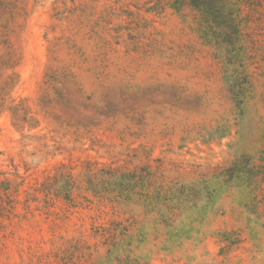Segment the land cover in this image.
Here are the masks:
<instances>
[{
  "label": "rangeland",
  "instance_id": "1",
  "mask_svg": "<svg viewBox=\"0 0 264 264\" xmlns=\"http://www.w3.org/2000/svg\"><path fill=\"white\" fill-rule=\"evenodd\" d=\"M233 1L241 27L224 53L196 11L157 0H4L0 179L19 170L34 188L61 162L76 175L89 159L149 164L198 200L172 228L141 205L75 191L26 208L23 192L0 219V264H264V177L221 176L244 153L264 170V0Z\"/></svg>",
  "mask_w": 264,
  "mask_h": 264
},
{
  "label": "trees",
  "instance_id": "2",
  "mask_svg": "<svg viewBox=\"0 0 264 264\" xmlns=\"http://www.w3.org/2000/svg\"><path fill=\"white\" fill-rule=\"evenodd\" d=\"M155 10L160 11L172 7L178 12L191 9L199 14V26L204 38L219 47L224 53H229L232 39L229 31H237L241 27L238 18L243 7L233 0H157ZM6 5L0 0V11ZM15 75V72L12 73ZM245 79L248 73L245 69ZM229 84V79L226 80ZM233 91V88H231ZM14 111L15 108L10 107ZM24 123H30L29 115L23 118ZM17 125V124H15ZM38 125V124H37ZM24 129L25 125L18 126ZM30 127H34L33 124ZM80 174L74 173V167L61 162L56 171L47 175L41 186L24 188L26 176L16 170L14 175L21 177L20 181L9 177L0 179V219L15 212L20 196L25 193L26 208L32 201L38 200V194L43 193L47 199L63 198L74 202V192L90 193L98 198L109 199L115 207L125 212H131L134 206L141 205L148 214H155L165 226L175 227L179 216L187 210L197 208V200L189 196L183 183L167 182L161 179L149 164L130 170L126 167L112 165L98 166L97 161L86 160ZM221 174L225 182L235 186H250L263 175L264 170L253 161L252 157L244 153L236 158ZM33 190V191H32ZM251 205L259 208L258 200ZM16 213V212H15ZM117 224V223H116ZM120 231L125 240L130 236L131 224L120 223ZM227 241L228 238H223ZM230 244L237 243L235 237L228 240Z\"/></svg>",
  "mask_w": 264,
  "mask_h": 264
}]
</instances>
